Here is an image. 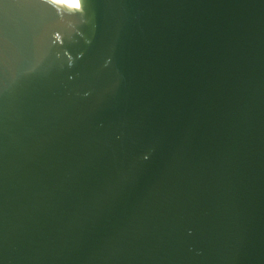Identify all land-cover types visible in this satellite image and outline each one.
<instances>
[{
	"label": "water",
	"instance_id": "water-1",
	"mask_svg": "<svg viewBox=\"0 0 264 264\" xmlns=\"http://www.w3.org/2000/svg\"><path fill=\"white\" fill-rule=\"evenodd\" d=\"M0 264H264V0H0Z\"/></svg>",
	"mask_w": 264,
	"mask_h": 264
}]
</instances>
